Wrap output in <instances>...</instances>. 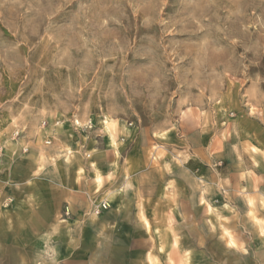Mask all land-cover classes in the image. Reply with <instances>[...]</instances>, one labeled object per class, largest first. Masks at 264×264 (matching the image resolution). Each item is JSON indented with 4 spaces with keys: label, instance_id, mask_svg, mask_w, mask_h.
I'll return each mask as SVG.
<instances>
[{
    "label": "clouds",
    "instance_id": "1",
    "mask_svg": "<svg viewBox=\"0 0 264 264\" xmlns=\"http://www.w3.org/2000/svg\"><path fill=\"white\" fill-rule=\"evenodd\" d=\"M0 264H264V0H0Z\"/></svg>",
    "mask_w": 264,
    "mask_h": 264
}]
</instances>
